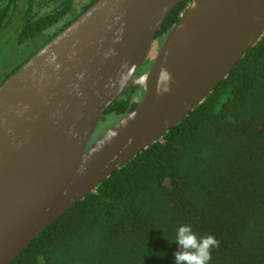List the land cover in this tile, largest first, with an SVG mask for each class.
<instances>
[{"label": "water", "instance_id": "1", "mask_svg": "<svg viewBox=\"0 0 264 264\" xmlns=\"http://www.w3.org/2000/svg\"><path fill=\"white\" fill-rule=\"evenodd\" d=\"M98 0L0 86V264L162 139L264 36V0ZM137 107L92 141L126 91Z\"/></svg>", "mask_w": 264, "mask_h": 264}, {"label": "trees", "instance_id": "2", "mask_svg": "<svg viewBox=\"0 0 264 264\" xmlns=\"http://www.w3.org/2000/svg\"><path fill=\"white\" fill-rule=\"evenodd\" d=\"M19 1L0 0V35L34 46L0 86L98 0H27L25 9ZM189 3L170 11L156 38L164 41ZM143 96L126 91L103 120H120ZM183 224L219 241L209 264H264V36L203 103L10 264H176L179 246L169 241Z\"/></svg>", "mask_w": 264, "mask_h": 264}, {"label": "rangeland", "instance_id": "3", "mask_svg": "<svg viewBox=\"0 0 264 264\" xmlns=\"http://www.w3.org/2000/svg\"><path fill=\"white\" fill-rule=\"evenodd\" d=\"M19 5L21 9H25L27 6V0H20ZM14 35V32L0 35V82L10 70L19 64L24 57L33 50L32 47L34 45L27 44L25 47H22L19 44V38H14ZM162 43L163 40L161 38L155 39L146 61L147 64H152L154 62ZM103 116L99 121L92 141L97 139L105 130L116 123L118 119L117 116L113 114L105 116L104 120Z\"/></svg>", "mask_w": 264, "mask_h": 264}, {"label": "clouds", "instance_id": "4", "mask_svg": "<svg viewBox=\"0 0 264 264\" xmlns=\"http://www.w3.org/2000/svg\"><path fill=\"white\" fill-rule=\"evenodd\" d=\"M169 243L179 246L174 254L176 264H209L213 248L219 246L214 235L199 236L189 224L179 226L175 239Z\"/></svg>", "mask_w": 264, "mask_h": 264}, {"label": "flooded vegetation", "instance_id": "5", "mask_svg": "<svg viewBox=\"0 0 264 264\" xmlns=\"http://www.w3.org/2000/svg\"><path fill=\"white\" fill-rule=\"evenodd\" d=\"M156 39V38H155ZM147 61V60H146ZM153 64V63H152ZM151 63H149V64H147V62H145V69H148L151 65H152ZM140 70V69H139ZM141 72H143V71H141ZM137 74H140V72H137L136 73V76H137Z\"/></svg>", "mask_w": 264, "mask_h": 264}]
</instances>
